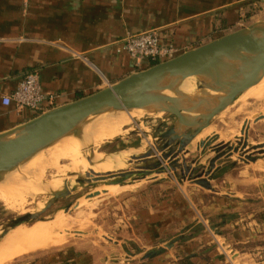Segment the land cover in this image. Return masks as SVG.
Masks as SVG:
<instances>
[{"label":"crops","instance_id":"1","mask_svg":"<svg viewBox=\"0 0 264 264\" xmlns=\"http://www.w3.org/2000/svg\"><path fill=\"white\" fill-rule=\"evenodd\" d=\"M188 1L193 0H0V134L36 118L3 104L31 71L39 74L42 92L57 97L55 108L146 69L147 62L138 69L122 49L130 33L156 31L182 52L206 44L212 33L208 0H194L192 7ZM238 13L214 16L228 25L217 31L213 26L214 40ZM176 186L129 201L119 244L136 247L133 264H264V177L239 171L212 190ZM70 246L44 264H105L97 248L81 256Z\"/></svg>","mask_w":264,"mask_h":264},{"label":"water","instance_id":"2","mask_svg":"<svg viewBox=\"0 0 264 264\" xmlns=\"http://www.w3.org/2000/svg\"><path fill=\"white\" fill-rule=\"evenodd\" d=\"M192 77L197 78L198 91L210 94H204V97L200 98L184 97L182 104L173 98L162 101L156 94L160 89H170L183 95L180 86ZM262 79H264V20L185 51L171 60L133 73L105 89L47 110L33 120L1 133L0 182L4 175L15 172L62 139L81 136L80 130L84 124L110 112L143 105L153 107L157 112L169 114L176 120L158 136L157 141L160 145L157 150L146 151L140 157V167L133 170L100 174L98 181L95 182L81 178L78 183L98 186L99 182L113 180L107 185H119L134 178L163 174L169 168L174 171L180 168L182 174H188L194 184L212 190L211 181L214 178L212 173L221 169V166H217L218 161L241 152L243 161L254 163L258 156L264 155V145L249 147L248 130L243 144L242 139H239L236 146L223 142L212 146L210 140L214 141L215 137L208 138L205 140L207 142L202 140L200 145L203 150L210 149L216 156L211 160L210 169L197 176L194 175L197 169L189 173L186 161L179 157L182 153H188V146L212 125L218 115L233 105L242 94L256 87ZM260 120H264V117H259L255 121ZM94 152L92 147L91 154ZM159 153L162 157H156ZM153 158L155 161L151 162L150 159ZM167 161H170L169 168L163 165ZM70 194L71 190L66 193H54L53 201L42 212L27 213L12 219L5 228L4 236L8 231L26 222H45L42 215L58 199ZM69 207L63 210L67 211ZM150 256L152 254L148 253L145 258Z\"/></svg>","mask_w":264,"mask_h":264},{"label":"rangeland","instance_id":"3","mask_svg":"<svg viewBox=\"0 0 264 264\" xmlns=\"http://www.w3.org/2000/svg\"><path fill=\"white\" fill-rule=\"evenodd\" d=\"M185 4L192 7L194 0L188 1ZM206 4L208 7V15L206 17L207 27L208 30L212 29L209 31V33H212L205 41L207 43L214 40V37L218 34H214L213 31L215 30H213V26L215 27L216 23L219 27L221 23L216 21L214 16L219 15L221 12L222 15H224L225 12L231 9H238L239 11L238 19L235 24L222 33L221 36L247 28L257 21L264 20V0H208ZM209 26H212V28H209ZM244 100H236V104L234 102L233 105L224 111L225 113H222L223 115H218L212 123L213 126L211 125L208 132L204 134V136H201V141L207 140L209 136L216 133L214 136L216 139L214 141L210 140L212 146L218 145L221 142L236 146L240 139L236 136L240 134L239 136L241 137V133L246 135V131L248 130L249 147H251V143L263 144L264 120H255L259 117H264V98H248ZM175 121L176 120L173 116L164 112L155 111L151 116L138 118L132 124L128 123L122 128L123 131H121V135L123 136H120L116 140L105 142L100 145V147L97 146L98 148H95L94 150L96 154H99L97 152H100V154L115 152L111 154L125 155L129 154V152L138 153V150L136 151V149L142 144L145 146L151 144L150 149L157 150L160 145L157 141L158 136L172 126ZM147 141H149V143L144 144V142L146 143ZM187 151L188 153H182L179 158L182 161H186L188 168H192V170L197 169V172L194 173L195 176L203 171H208L210 169L211 160L216 156V153H213L210 149L203 150L202 148L201 150H193L191 145L188 146ZM156 157H162V154L159 153ZM241 158L242 153L238 152L233 154L230 158H224L218 161L217 166H221L222 168L218 172L212 173L214 174V178L211 181V185L215 186L216 181L220 182L225 175H235L239 171L257 176L258 178L264 177V155L258 156L257 161L254 163H247ZM169 164L170 161H167L164 162L163 165H166L165 167L169 168ZM181 171L182 169L180 168L175 171L169 168L168 171L160 174L158 179H148L143 186L119 195H112L111 193L104 192V194L100 193L97 194V196L96 194H93L94 190L98 188L97 185L90 186L88 183H74L73 187L70 189L71 194L67 197L58 199L51 208L42 215V219L50 220L60 211H64L63 208L67 206H70L69 208H71L73 205V210L69 209L67 213H64L70 224L66 229L67 231L64 233V242L44 251L24 255L8 264H44L45 261H49L50 256L56 255V252L59 253L65 251V249L70 248V245L72 244H75L77 247L76 249L78 250L77 254H80L81 256L87 255V253L90 252V249L94 247L97 248L103 255H105V264H133L134 261H137L138 259L136 255L131 254L133 252L138 253L136 247L130 245L129 242H126L128 243L127 247L119 244L120 234L123 233L122 230L125 225V217L128 215L127 205L129 204V201L137 194L150 189L153 190L160 187L173 186L174 184L178 187H185V185L194 184L188 174H182ZM50 175L51 174L47 172L45 178L50 180ZM150 176H148V178ZM77 177L81 179V177ZM204 178L205 176H203V179ZM61 180L63 179L61 178ZM93 196L95 197L93 198ZM53 199L54 198L51 194H47L43 197H38L34 201L27 199L23 203L18 204L20 206L16 208H9L4 203L0 202V241L4 238L6 232L5 228L12 219L27 213L42 212L45 207L53 201ZM78 203H81L82 206L75 207V204L77 205ZM28 224L32 225L35 223L32 221L24 223V225ZM74 232L76 234H73ZM131 250L133 251L131 252ZM0 264H4V262L0 260Z\"/></svg>","mask_w":264,"mask_h":264},{"label":"bare ground","instance_id":"4","mask_svg":"<svg viewBox=\"0 0 264 264\" xmlns=\"http://www.w3.org/2000/svg\"><path fill=\"white\" fill-rule=\"evenodd\" d=\"M197 85V78L192 77L180 86V91L183 95L170 89H160L156 91V94L162 101L173 98L178 99L180 104L183 103L182 98L184 99V97L200 98L204 97V94H210L209 92L203 93L198 91ZM248 98H264V79L256 87L249 89L236 100L242 101ZM154 113L155 109L153 107L134 105L127 110L104 114L84 124L80 130L81 136L78 138L74 136L64 138L51 148L38 154L15 172L4 175L0 182V202L9 208H16L20 206L18 204L23 203L27 199L34 201L38 197L40 198L47 194L66 193L73 187L74 183L80 181V178L77 176L89 182H95L98 181V175L100 174L118 173L140 167V157L151 148V144L146 146L142 144L136 149L138 153L129 152V154L125 155L100 154V152H97L99 154H96V152L91 154V148L95 149L105 142L118 139L120 136H123L121 135V131H123L122 128L125 125L128 123L132 124L136 119L151 116ZM192 116L194 115L192 114ZM209 128L205 129L191 144L193 150L202 149L199 142L201 141V136H204ZM215 134L213 133L212 136H209V139L213 138ZM239 135L236 137L242 139L241 143L243 144L246 135L243 133H241V137ZM147 143L149 141L144 142V144ZM261 145H264V143H251L253 147ZM150 161H155V158L150 159ZM191 170L192 168H188V172ZM47 172L51 174L50 180L45 178ZM159 176L160 174H154L149 178H134L119 185L111 186L107 185L111 180H104L105 182H99L100 185L94 190L93 194H104L105 192L119 195L143 186L148 179H158ZM80 205L81 203L75 204V207H80ZM72 206L69 209H72ZM68 211H60L55 217L45 220V222H37L32 225L22 224L16 229L8 231L7 235L0 241V260L4 264H8L24 255L44 251L52 246L62 244L64 242V233L67 231V227L70 226L64 214ZM73 234L76 233L74 232Z\"/></svg>","mask_w":264,"mask_h":264},{"label":"built area","instance_id":"5","mask_svg":"<svg viewBox=\"0 0 264 264\" xmlns=\"http://www.w3.org/2000/svg\"><path fill=\"white\" fill-rule=\"evenodd\" d=\"M121 46L138 69L143 62L161 63L183 53L171 43H162L156 31L130 33L121 41ZM56 98L53 94L42 92L39 74L31 71L25 75L12 95L3 98V104L5 106L14 104L17 110L28 109L43 113L55 103Z\"/></svg>","mask_w":264,"mask_h":264},{"label":"trees","instance_id":"6","mask_svg":"<svg viewBox=\"0 0 264 264\" xmlns=\"http://www.w3.org/2000/svg\"><path fill=\"white\" fill-rule=\"evenodd\" d=\"M215 20L216 21H220V23H221L219 25L220 28H226V29L228 28V25H227V23H226V21L224 19L220 20V18L218 16H216ZM215 27H216V31H217L219 29V27L216 24H215ZM161 40H162V43H171L172 44V41H170L172 39L169 36L167 37L166 35H164L163 37H161ZM146 64H147V68H148V67L154 66V65H156L158 63L157 62H147ZM54 106H55V103L53 105L49 106L48 108H53ZM23 110H28V109H23ZM31 112H33L34 116H36V117L41 114V111H37V112L31 111Z\"/></svg>","mask_w":264,"mask_h":264}]
</instances>
